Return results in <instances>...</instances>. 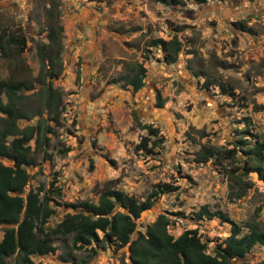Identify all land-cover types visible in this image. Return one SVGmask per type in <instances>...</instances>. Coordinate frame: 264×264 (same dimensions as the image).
<instances>
[{
  "label": "rangeland",
  "instance_id": "1",
  "mask_svg": "<svg viewBox=\"0 0 264 264\" xmlns=\"http://www.w3.org/2000/svg\"><path fill=\"white\" fill-rule=\"evenodd\" d=\"M17 1L23 12L11 15L7 10L0 11V26L9 30L17 24L30 40L22 53L13 46L0 49V79H27L38 89L37 44L53 7L49 0ZM55 1L64 26L63 70L54 82L64 103L59 121L50 120L49 110L36 94L22 103L30 106L29 113L39 111L28 121L45 117L53 125L50 145L35 151L26 187V192L44 187L53 198L51 204L57 212L49 224L56 226L63 218V211L70 208L67 203L97 202L104 189H121L144 200L157 183L169 182L178 189L161 194L154 209L137 218L134 237L139 230L145 232L159 214H166L170 233L177 237L187 229H197L213 253L217 244L232 233V224L219 217L199 218L196 212L205 204L226 212L243 232L252 221L264 227V179L256 170L244 174L242 167L247 144L255 142L256 136L264 139V0H182L176 5L156 0L91 2L105 16V29L97 42L91 38L90 47L82 50L83 68L80 52L73 46L85 47L88 40L79 43L78 24L71 14L88 5L89 0ZM232 16L243 31L231 26ZM174 34L183 47L178 60L170 64L163 60V47L150 44L155 38L170 40ZM91 51L93 68L89 69ZM140 63L147 69V78L141 89L133 91L125 86L124 78ZM116 79L118 83L113 81ZM206 79L212 82L210 92L202 85ZM221 86L229 93H223ZM156 89L164 101L162 116L157 120L146 112L155 104ZM148 124L158 127V137L150 135L144 127ZM146 136L151 137L148 148L139 147ZM159 137L163 142L151 152L153 140ZM31 145L35 148V140ZM203 146H212L223 156L198 161L197 153ZM235 147L236 157H227L225 150ZM4 162L9 163L7 159ZM236 168L246 184L242 189L235 186ZM53 181L60 194L50 190ZM2 237L0 226V240ZM55 244V252L37 256L35 261L130 262L127 246L94 243V252L91 246L76 247L61 235ZM263 258L264 246L256 245L247 260L254 264ZM241 261L234 259L232 264Z\"/></svg>",
  "mask_w": 264,
  "mask_h": 264
},
{
  "label": "trees",
  "instance_id": "2",
  "mask_svg": "<svg viewBox=\"0 0 264 264\" xmlns=\"http://www.w3.org/2000/svg\"><path fill=\"white\" fill-rule=\"evenodd\" d=\"M102 1V0H91ZM165 4H179L182 0H156ZM206 2L207 0H197ZM52 9L46 16L48 40L38 42V58L40 71L36 78L40 88L34 81L0 79V226L3 237L0 240V264H48L36 262L35 257L47 255L57 250L55 240L62 236L76 247H90L96 252L94 243L114 244L117 247L127 246L130 262L125 264H232L234 259H240L241 264H251L247 257L256 245L264 246V227L260 222H249L246 232L226 212L213 210L208 204L203 205L196 215L199 218L219 217L224 222L232 224V233L222 243L217 244L214 252H209L208 244L197 229H187L175 237L169 232L170 218L159 214L158 218L149 224L146 231L137 232V218L151 209L156 198L161 194L178 189L169 182L157 183L156 187L144 200L116 188L104 189L97 202L82 200L67 203L68 210L63 211V218L51 226L50 219L57 209L51 204L52 197L44 192V187L30 189L26 187L31 175L28 168L35 164V151L49 146L53 125L45 117L37 121H28L39 111L30 112V106H22L24 101L33 94L43 100V105L50 112V120L57 123L64 106L62 92L54 85L62 72L61 52L63 50V25L59 21L60 11L55 0H49ZM56 10V11H55ZM58 19V20H56ZM0 48L17 45L19 52H24L27 37L24 33L14 35L8 33L7 27H1ZM46 38V39H47ZM152 46H161L165 51L164 59L168 63L178 60L183 43L177 34L171 40L155 38ZM134 73L124 78L125 86H131L138 91L145 85L146 67L140 63L132 69ZM119 82V80H113ZM212 82L205 81V88L210 89ZM31 91V93H27ZM223 93H229L221 86ZM4 96L6 98H4ZM159 106L164 105L160 101ZM23 120L28 121L23 124ZM151 136L159 135L158 127L153 124L144 126ZM35 140L36 146L31 142ZM151 137L146 136L139 147L148 148ZM163 137L153 140L149 148L159 146ZM227 157L235 158L237 149L225 150ZM246 161L244 174L256 170L264 179V139L256 136L255 142H249L244 148ZM222 157L223 154L212 146H203L197 153L198 161H207L212 156ZM7 159L9 163H5ZM239 168L233 170L234 182L237 188H244L242 173ZM51 191L61 193V189L51 182ZM44 192V193H43ZM239 196V194H237ZM102 233V234H101ZM78 263L76 257H73ZM254 264H264V258Z\"/></svg>",
  "mask_w": 264,
  "mask_h": 264
},
{
  "label": "flooded vegetation",
  "instance_id": "3",
  "mask_svg": "<svg viewBox=\"0 0 264 264\" xmlns=\"http://www.w3.org/2000/svg\"><path fill=\"white\" fill-rule=\"evenodd\" d=\"M103 1L104 0H102V1H91V0H89L88 2V5H86V6H82V7H80L79 8V10H76V11H74V12H72V14L71 15H73L74 17H73V20L76 22V24H78V27H77V35H80V38H79V43L81 42V40L83 41V42H85L86 40H88V43H87V45L85 46V47H80V46H73V48H77L78 50H79V57H80V64H81V67L83 68V66H85L86 64H85V60H84V54H83V52H82V50L84 51V50H86L87 51V49L90 47V44H91V38H94L95 39V42H97L98 41V35H99V33H100V31L101 30H104L105 28H104V25L102 24V20H103V18L105 17V16H103L102 17V15L99 13L100 11L97 9V8H95L94 6H91L90 5V3L91 2H95V3H97V4H101V3H103ZM4 2V0H0V11H9L10 13H11V15H14V14H16V13H18V12H23V8H22V6H21V4H20V2H18L17 0H5V2ZM182 2V1H181ZM50 7V6H49ZM82 8H84L83 10H84V12H82ZM231 19H232V23H231V26L235 29V28H238V29H241V31H243L244 29L238 24V23H236V22H234L233 20H234V16H232L231 17ZM61 23V22H60ZM241 24V23H240ZM61 25H62V23H61ZM242 25V24H241ZM16 26L17 27H14L13 29H9L8 30V33H13L14 35H18V34H20V33H22V32H24V28L22 29V28H20V26L19 25H17L16 24ZM235 26H237V27H235ZM64 27V26H63ZM48 27L46 26V29H47ZM2 32V29H0V33ZM90 32H93V35L91 36V37H89L88 36V33H90ZM46 33L47 32H43V34H44V36L43 37H46ZM63 34H64V30H63V32H62V36H63ZM24 35L27 37V45H28V42H29V40H30V37H28V35L26 34V32L24 33ZM33 37H35V36H33ZM41 38H42V36H41ZM40 38V39H41ZM47 38V37H46ZM46 38H44V39H42V40H48V38L46 39ZM171 40V39H170ZM62 41H63V37H62ZM13 47H17L18 48V50H19V46H17V45H12ZM28 47L26 46L25 47V49H27ZM1 49V48H0ZM37 50H38V46H37ZM76 50V49H75ZM88 59H89V63H88V65H87V68H89V69H92L93 68V62H91V59H92V51L90 52V54H88ZM79 60V59H78ZM77 60V61H78ZM163 60H165L164 59V57H163ZM166 61V60H165ZM70 62H72V60L70 61ZM167 62V61H166ZM168 63V62H167ZM74 64H75V62H74ZM171 64V63H170ZM85 68V67H84ZM63 70V69H62ZM80 73V72H79ZM80 76V74H78L77 75V77H79ZM146 78H147V75H146ZM145 78V79H146ZM155 80V79H154ZM207 80V79H206ZM205 80V81H206ZM205 81H204V83L202 84L203 86H204V84H205ZM191 83H192V86L193 87H196V84L194 83L193 84V81H191ZM212 86H210V88H211ZM158 89V88H157ZM157 89H156V91H157ZM201 89V88H200ZM204 89L205 90H207V91H209L210 92V90L209 89H207V88H205V86H204ZM203 89V90H204ZM160 101H163V99H162V97H161V92H160V90H158L157 91V98H156V101H155V104H154V106L152 107V108H146V112H148L149 113V116L150 117H153L154 118V115H161L160 113H157V110H159V111H161V108H162V106H159L158 104H159V102ZM158 107V108H157ZM158 115V116H159Z\"/></svg>",
  "mask_w": 264,
  "mask_h": 264
},
{
  "label": "water",
  "instance_id": "4",
  "mask_svg": "<svg viewBox=\"0 0 264 264\" xmlns=\"http://www.w3.org/2000/svg\"><path fill=\"white\" fill-rule=\"evenodd\" d=\"M84 8H82V12H84V10H83ZM157 113H161V111H159V110H157ZM159 115V114H158ZM154 115V119H156L157 120V118L159 117V116H162V115ZM160 118V117H159ZM154 209V208H153ZM153 209H148V210H146L145 212L147 213V212H150V211H152Z\"/></svg>",
  "mask_w": 264,
  "mask_h": 264
}]
</instances>
